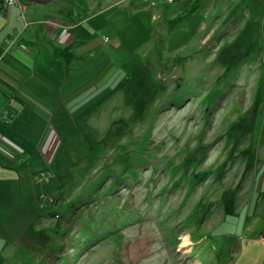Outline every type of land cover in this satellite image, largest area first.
<instances>
[{"label":"rangeland","instance_id":"rangeland-1","mask_svg":"<svg viewBox=\"0 0 264 264\" xmlns=\"http://www.w3.org/2000/svg\"><path fill=\"white\" fill-rule=\"evenodd\" d=\"M0 34L48 103L0 89V264H264V0H0Z\"/></svg>","mask_w":264,"mask_h":264},{"label":"crops","instance_id":"crops-1","mask_svg":"<svg viewBox=\"0 0 264 264\" xmlns=\"http://www.w3.org/2000/svg\"><path fill=\"white\" fill-rule=\"evenodd\" d=\"M19 22H21V20ZM12 23L13 22H11L10 24L12 25ZM12 26H15L16 29H19L18 32H20L22 30L21 34H23L26 30H29L28 27L23 29V27L20 28L19 25H12ZM9 28H11V26L6 28L4 31H6V30L8 31ZM0 35H2V34H0ZM21 37L23 39L25 38V36H23V35ZM31 44H33V45H31ZM31 44H29L26 41H25V43L19 42L18 40L13 41L11 43H7L6 41L0 42V48L5 45L4 47L9 49V52L11 53V54H8L7 57L4 56V59L0 64V68L1 67H3V69L6 68L5 69L6 72L5 71L4 72L6 74V77H7L6 80L7 81H5V83H6V85L9 86L8 87L9 89H11L10 88L11 84H8V83L9 82L11 83V81H13V83H14V85L12 84V87H13L12 90H7V86L4 87V85H2L3 83H1L0 89H2V91L3 90L10 91V92H8V94H10V96H12V94L18 96V98H20L21 101L25 102L24 106L26 104H28L29 106L31 105L27 102L28 99L26 98L27 99L26 100L24 98L25 95L24 94L22 95V93H20V91H22L25 86H26V88L23 92L26 93L27 95H30L32 97V99H34L33 97H37L36 96V92H37L36 88L37 87H40V90L47 89L46 86H44L45 84L42 85L41 84L42 82H39L36 79L38 76L37 74H39V72H37V74L35 73L37 75L36 78H34V77L30 78L29 72L31 71V68L27 69L26 74H24L25 69L20 70L23 68L21 65L22 60L25 61L27 64L35 67V68L38 67L39 65L43 66L46 63L45 61L44 62L42 61V58H46V52L44 51V54H43L44 57H42V58L39 57L40 56L39 54L41 53V49L38 48L39 46H35L34 43H31ZM36 59H38V60H36ZM1 75L3 76L4 73H1ZM12 75H17V76L14 77ZM39 76L41 77L42 81L46 80L45 78H43L42 74H39ZM26 81H27V83H25ZM17 83H18V85H17ZM17 87H18V89H17ZM17 91H18V93H17ZM2 93H0V95L3 96V94H5V93H3V94Z\"/></svg>","mask_w":264,"mask_h":264},{"label":"bare ground","instance_id":"bare-ground-1","mask_svg":"<svg viewBox=\"0 0 264 264\" xmlns=\"http://www.w3.org/2000/svg\"><path fill=\"white\" fill-rule=\"evenodd\" d=\"M40 5V4H39ZM42 6H46V5H42ZM65 33L66 32H64V35H65ZM183 52H185L184 51V49L182 50ZM36 96H37V92H36ZM35 100L37 99L38 101H39V106L40 107H46L47 105H48V103L47 102H45V101H41V100H39L37 97H33ZM50 105V104H49ZM49 108L51 109V106H49ZM216 232H214V234H213V236L215 235V237H214V239L213 240H215V238L216 237H219L220 239H217V243L215 244L216 246H217V256L219 257L221 254H223V251H224V246H225V244H226V242H227V239H226V237H225V235H226V233H224V232H220L219 231V233H216Z\"/></svg>","mask_w":264,"mask_h":264}]
</instances>
